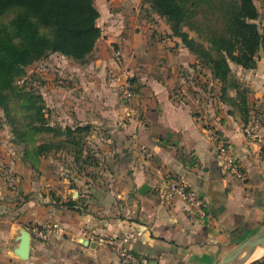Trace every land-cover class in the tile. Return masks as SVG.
<instances>
[{
    "label": "crops",
    "instance_id": "1",
    "mask_svg": "<svg viewBox=\"0 0 264 264\" xmlns=\"http://www.w3.org/2000/svg\"><path fill=\"white\" fill-rule=\"evenodd\" d=\"M254 1L264 37V0ZM95 4L102 34L78 73L82 82L51 84L43 93L57 116L52 125L90 128L79 161L58 150L31 165L22 148L0 149V264H122L109 247L94 245V234L129 235L136 264H218L228 246L264 229V129L247 141L237 89L223 92L148 3ZM117 50L135 89L128 101L119 81H109L121 73ZM231 67L248 91L251 113L264 116V38L255 68ZM219 137L232 143L243 179H224ZM167 176L184 178L204 197L205 217L181 199H160ZM45 221L65 231L46 242L31 234L29 258L16 255L20 230Z\"/></svg>",
    "mask_w": 264,
    "mask_h": 264
},
{
    "label": "trees",
    "instance_id": "2",
    "mask_svg": "<svg viewBox=\"0 0 264 264\" xmlns=\"http://www.w3.org/2000/svg\"><path fill=\"white\" fill-rule=\"evenodd\" d=\"M179 37L185 47L208 68L213 78L227 88H236L238 107L248 120V91L233 75L231 64L247 69L257 66L263 34L257 20L260 11L254 0H146ZM11 14L0 25V107L13 127L14 141L23 144L24 160L36 165L50 152L66 150L79 161L82 134L88 126L52 125L47 117L43 94H24L21 106L28 115L23 127L15 124L9 101L15 99L13 81L25 68L51 53H60L81 64L92 61L102 30L97 24L100 12L95 0H0V17ZM193 32L195 35H192ZM51 134L39 140L40 134ZM31 143V144H30ZM251 264H264L257 260Z\"/></svg>",
    "mask_w": 264,
    "mask_h": 264
},
{
    "label": "built area",
    "instance_id": "3",
    "mask_svg": "<svg viewBox=\"0 0 264 264\" xmlns=\"http://www.w3.org/2000/svg\"><path fill=\"white\" fill-rule=\"evenodd\" d=\"M116 61L120 67L119 74H111L109 81L114 83L117 80L118 89L121 97L128 101L135 95V89L132 81L122 71V55L121 51H116ZM264 129V116L260 113H251L248 120L244 123L243 133L247 141H257L261 137ZM217 156L220 164V170L225 180L243 179L244 170L241 167L232 143L226 137H219L217 140ZM158 196L162 201H170L171 199H181L188 210L195 216L205 217L207 215V204L203 196H201L192 186H190L184 178L176 176H167L160 183ZM65 231L64 227L58 223L45 221L35 223L30 227L31 234L46 242L55 234ZM92 238L99 245L107 246L117 256L122 264H136L139 259L130 247L131 237L127 234L119 235H100L94 234Z\"/></svg>",
    "mask_w": 264,
    "mask_h": 264
},
{
    "label": "rangeland",
    "instance_id": "4",
    "mask_svg": "<svg viewBox=\"0 0 264 264\" xmlns=\"http://www.w3.org/2000/svg\"><path fill=\"white\" fill-rule=\"evenodd\" d=\"M143 1L149 4V2H147L146 0H143ZM10 18H11L10 13L1 16L0 25H2V23L4 22L9 21ZM162 19L166 20L165 18H162ZM191 34L195 35L193 32H191ZM51 54L54 56L52 57ZM51 54H49V56L46 57V60L40 61V64L38 65L36 64L37 66H34L35 63L27 66L25 68L26 74L22 76H17L13 81L12 89H13V94H14L15 99L14 100L11 99L9 101V108H10L11 116L16 117L15 124L18 127H23L24 122L28 121L27 119L28 115H26L27 109H24L21 106L22 103L25 106H27L26 105L27 102L24 100L25 93L34 92V94L36 95L43 94L44 92H47L46 90L51 86V84H58V85L60 84V85H65V86L69 85L66 82L68 80L72 82L74 80L82 82V78L78 75V73L80 69L84 68L83 66H87V64L78 63L75 60H72L71 58H68L60 53H51ZM55 68L61 69L62 72L65 71L66 73H68L69 71L68 74L72 75L71 78H68V76L67 78H64L65 76H62L63 73L61 74L60 72L56 71ZM49 109L50 108L47 107V114L49 113L48 120L51 123L52 119H57L56 118L57 116L55 114L53 115V113H51ZM8 121L9 120L6 118L5 111L0 107V149L6 148V147H10L11 149H13L14 147H16V149L17 148L23 149L24 147L23 144L19 145L14 141L13 139L14 136L12 133L13 127L10 125ZM50 137H51V134L41 133L39 135V138H40L39 140L44 141ZM82 143H83V140H82ZM57 157L61 158L64 164L67 163V156L63 157V155H61ZM238 244L239 243H233L232 245L228 246L224 255L228 254ZM263 258H264V255L258 259H252L246 262L245 264H251Z\"/></svg>",
    "mask_w": 264,
    "mask_h": 264
},
{
    "label": "water",
    "instance_id": "5",
    "mask_svg": "<svg viewBox=\"0 0 264 264\" xmlns=\"http://www.w3.org/2000/svg\"><path fill=\"white\" fill-rule=\"evenodd\" d=\"M142 188L144 189L146 186L144 185ZM20 233V242L15 249V254L22 259H28L30 255L32 235L27 229H21ZM261 244H264V229L239 243L234 249L226 254L218 264H243L247 261L253 249ZM94 245H97V242H95Z\"/></svg>",
    "mask_w": 264,
    "mask_h": 264
},
{
    "label": "bare ground",
    "instance_id": "6",
    "mask_svg": "<svg viewBox=\"0 0 264 264\" xmlns=\"http://www.w3.org/2000/svg\"><path fill=\"white\" fill-rule=\"evenodd\" d=\"M263 255H264V244H261V245H258L255 249H253V251L251 252V254H250V256L246 262H248L252 259H258V258L262 257ZM245 263H243V264H245Z\"/></svg>",
    "mask_w": 264,
    "mask_h": 264
}]
</instances>
